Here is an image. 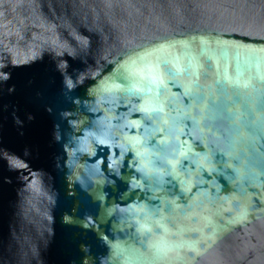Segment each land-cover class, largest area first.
I'll list each match as a JSON object with an SVG mask.
<instances>
[{"label":"water","instance_id":"1","mask_svg":"<svg viewBox=\"0 0 264 264\" xmlns=\"http://www.w3.org/2000/svg\"><path fill=\"white\" fill-rule=\"evenodd\" d=\"M0 264H264V0H0Z\"/></svg>","mask_w":264,"mask_h":264}]
</instances>
